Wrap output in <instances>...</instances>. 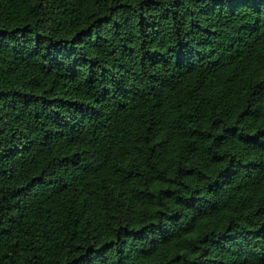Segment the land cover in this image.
<instances>
[{
  "label": "trees",
  "instance_id": "obj_1",
  "mask_svg": "<svg viewBox=\"0 0 264 264\" xmlns=\"http://www.w3.org/2000/svg\"><path fill=\"white\" fill-rule=\"evenodd\" d=\"M0 264H264V0H0Z\"/></svg>",
  "mask_w": 264,
  "mask_h": 264
}]
</instances>
